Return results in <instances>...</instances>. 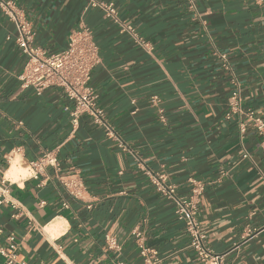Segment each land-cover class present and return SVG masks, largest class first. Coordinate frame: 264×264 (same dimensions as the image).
Returning <instances> with one entry per match:
<instances>
[{
	"label": "crops",
	"instance_id": "obj_1",
	"mask_svg": "<svg viewBox=\"0 0 264 264\" xmlns=\"http://www.w3.org/2000/svg\"><path fill=\"white\" fill-rule=\"evenodd\" d=\"M6 1L47 54L73 33H91L99 61L89 86L102 119L83 114L72 131L73 105L60 89L21 86L26 59L0 9V249L9 252L12 235L11 264H147L140 246L149 264H202L174 200L153 184L159 177L176 198L190 195V178L205 185L197 220L224 264H264L261 139L244 114L225 117L236 86L243 111L264 117V4L96 0L114 4L113 21L87 0ZM44 153L57 168L32 178L28 163ZM14 161L27 172L12 181ZM68 180L82 185L80 199Z\"/></svg>",
	"mask_w": 264,
	"mask_h": 264
},
{
	"label": "built area",
	"instance_id": "obj_2",
	"mask_svg": "<svg viewBox=\"0 0 264 264\" xmlns=\"http://www.w3.org/2000/svg\"><path fill=\"white\" fill-rule=\"evenodd\" d=\"M87 1V6L99 8L103 11L106 18L118 21L113 3H104L96 0ZM186 1L189 7L194 10L196 0ZM251 1L256 5L264 4V0ZM0 9L16 26L17 37L15 42L26 59L23 70L18 76L21 86L23 88H32L37 94H41L44 90L52 87L60 89L73 105L70 111L72 131L78 127L79 119L83 114H88L94 117L97 122L102 123V119L95 108V95L89 86L91 71L99 61L98 50L92 40L91 33L87 30L73 33L69 36L68 45L64 50L59 53L47 54L33 44L34 34L30 29V24L25 20L23 14L14 3L0 0ZM120 26L127 33L133 32L132 27L127 24L120 23ZM221 59L225 61L226 57L221 56ZM228 108L225 114L228 120L234 115L244 114L247 117L252 128L261 139L260 152L264 155V117L255 116L250 109L243 111L242 98L238 86L231 92V102L228 104ZM159 113L161 121H164L163 110H160ZM240 131L242 133L245 131V124L240 125ZM242 158L248 159L250 157L244 151ZM47 167L57 168V160L51 153H44L41 157L28 163L30 176L35 179ZM188 182L191 185L190 195L186 198H176L173 186L165 184L161 177L153 180V184L160 193L174 200L175 216L184 223L185 230L190 237L189 246L195 252L197 260L202 264H224L221 256L213 254L206 247V237L201 232L197 220L200 197L205 185L193 178H190ZM63 185L72 198H81L82 185L77 181L68 180ZM7 240L9 252L6 253L0 249V254L7 257V264H11L16 259L15 251L17 250V245L12 235ZM106 243L110 249L117 248V242L113 236H107ZM140 249V254L145 257V262L149 264L147 249L142 246H140Z\"/></svg>",
	"mask_w": 264,
	"mask_h": 264
},
{
	"label": "bare ground",
	"instance_id": "obj_3",
	"mask_svg": "<svg viewBox=\"0 0 264 264\" xmlns=\"http://www.w3.org/2000/svg\"><path fill=\"white\" fill-rule=\"evenodd\" d=\"M27 172L26 169H23L20 166H17V162L14 161L10 167V169L6 173V178L14 181L17 180L20 175H23Z\"/></svg>",
	"mask_w": 264,
	"mask_h": 264
}]
</instances>
